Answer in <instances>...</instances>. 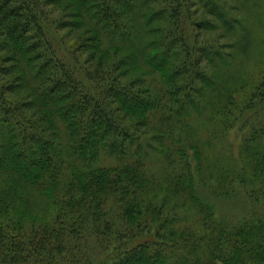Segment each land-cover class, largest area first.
<instances>
[{
    "label": "trees",
    "instance_id": "1",
    "mask_svg": "<svg viewBox=\"0 0 264 264\" xmlns=\"http://www.w3.org/2000/svg\"><path fill=\"white\" fill-rule=\"evenodd\" d=\"M249 2L0 0V264H264V209L208 200L264 199V73L219 40Z\"/></svg>",
    "mask_w": 264,
    "mask_h": 264
},
{
    "label": "rangeland",
    "instance_id": "2",
    "mask_svg": "<svg viewBox=\"0 0 264 264\" xmlns=\"http://www.w3.org/2000/svg\"><path fill=\"white\" fill-rule=\"evenodd\" d=\"M259 4H245L238 11L233 12L241 19V24L233 33H228L226 37H220L222 43L236 44L237 59L229 67L230 79H239L249 76H255L256 79L261 78L264 73V0H257ZM236 3V2H234ZM56 10H59L58 8ZM219 31L212 32L211 37H217ZM230 83L227 82V84ZM211 120L208 116H201L193 121V126L197 137L202 140L211 138L213 135L209 131ZM250 133L248 128H240L232 130L228 136L220 135L215 141L217 143L215 151L218 153L230 152L237 155L241 150V141ZM261 149H264V144ZM226 155V154H225ZM222 164V162H221ZM153 170L158 171L159 179L164 177L163 164H157ZM162 180V179H161ZM202 187V185H199ZM250 185H247L249 188ZM205 194L207 191H204ZM209 201L218 208V216L220 220H224L231 225H236L244 220L258 216L264 209V199L259 204L249 201L248 196L244 193L243 186L237 183L236 194L230 198L220 197L218 195H209ZM207 200V199H206ZM41 208L47 205L43 201ZM44 211L36 210L38 215Z\"/></svg>",
    "mask_w": 264,
    "mask_h": 264
}]
</instances>
